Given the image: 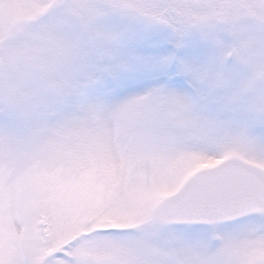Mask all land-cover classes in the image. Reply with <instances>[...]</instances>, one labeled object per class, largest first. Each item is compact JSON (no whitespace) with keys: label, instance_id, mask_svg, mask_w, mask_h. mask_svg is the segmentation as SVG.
<instances>
[{"label":"snow or ice","instance_id":"snow-or-ice-1","mask_svg":"<svg viewBox=\"0 0 264 264\" xmlns=\"http://www.w3.org/2000/svg\"><path fill=\"white\" fill-rule=\"evenodd\" d=\"M0 264H264V0H0Z\"/></svg>","mask_w":264,"mask_h":264}]
</instances>
